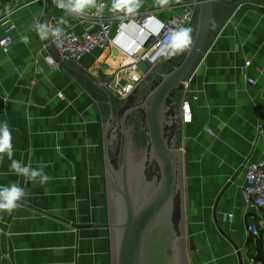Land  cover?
<instances>
[{
    "label": "crops",
    "instance_id": "0c3cea01",
    "mask_svg": "<svg viewBox=\"0 0 264 264\" xmlns=\"http://www.w3.org/2000/svg\"><path fill=\"white\" fill-rule=\"evenodd\" d=\"M26 1L0 21V37L13 24L11 44L5 52L0 48V121L12 128L11 159L33 167L43 163L53 179L45 185L28 181L9 173L6 155L0 160V183H19L27 193L20 207L0 212V264H112L103 117L83 76L103 84L122 75L139 14L154 0H143L133 16L124 14L123 25L135 24L79 63L61 60L50 39L40 40L32 29L34 17L54 25L64 11L53 0ZM98 2L105 19L113 20L111 0ZM92 10L69 15L67 30L82 31L80 18ZM179 11L178 2L170 0L155 16L165 21ZM22 35L30 43H23ZM186 79L181 92L189 98L192 119L180 122L177 141L184 151L189 263L260 264L258 238L248 235L247 227L259 224L264 213L245 205L241 189L244 162L257 160L264 148L257 134L264 122V0L214 2L207 40ZM205 125L215 135L206 133Z\"/></svg>",
    "mask_w": 264,
    "mask_h": 264
},
{
    "label": "water",
    "instance_id": "95a60500",
    "mask_svg": "<svg viewBox=\"0 0 264 264\" xmlns=\"http://www.w3.org/2000/svg\"><path fill=\"white\" fill-rule=\"evenodd\" d=\"M215 1L198 0L191 49L155 76L153 66L126 97L118 98L88 74L83 76L103 117L112 264H190L175 94L199 59Z\"/></svg>",
    "mask_w": 264,
    "mask_h": 264
},
{
    "label": "built area",
    "instance_id": "2783aa9c",
    "mask_svg": "<svg viewBox=\"0 0 264 264\" xmlns=\"http://www.w3.org/2000/svg\"><path fill=\"white\" fill-rule=\"evenodd\" d=\"M37 1V0H32ZM177 2V0H174ZM26 0H0V21L5 20L15 10L22 5L27 4ZM102 7V2H98ZM179 12H173L168 20H158L155 11L160 8L156 0L149 4V7L140 12L137 19V29L133 36V48L131 53L123 59L120 67L121 76L115 73L111 81H105L103 85L109 89L118 98L126 97L139 83L143 77L156 66L163 57L159 55L161 41L164 39L167 27L173 26L174 22L182 23L191 27L197 10V2H181L179 0ZM124 13H115L113 20H106L103 13H97L92 10L88 17L80 18L84 29L80 32L66 31V35L60 42H55L50 38L49 42L63 61H72L79 63L86 54L105 47L117 35L123 31ZM157 22L155 29L153 24ZM13 24L9 23L4 27V33L0 37V48L3 52L7 51L12 42L11 30ZM250 60L244 62L248 66ZM54 65H56L54 63ZM247 81L254 83L253 78H247ZM188 80L185 79L183 90L187 89ZM57 96H61L58 93ZM180 102L181 123H189L192 119V110L189 98L184 92ZM257 134L264 140V122L258 124ZM181 148V147H180ZM183 149V148H182ZM244 183L241 193L246 206L260 210L264 213V148L257 160H246L243 164ZM0 186H6L0 183ZM229 214V213H228ZM231 214V213H230ZM232 220V214L225 216ZM248 235L254 238L264 240V218L259 224H252L247 227ZM4 233L0 227V236ZM0 256H4L0 250ZM33 264V263H28Z\"/></svg>",
    "mask_w": 264,
    "mask_h": 264
},
{
    "label": "clouds",
    "instance_id": "9594fccd",
    "mask_svg": "<svg viewBox=\"0 0 264 264\" xmlns=\"http://www.w3.org/2000/svg\"><path fill=\"white\" fill-rule=\"evenodd\" d=\"M53 3L65 13V15L56 20L54 25L41 23L38 17L33 18L32 29L42 41L51 38L55 42H60L70 26L69 15H83L89 9H95L97 13L103 12L98 0H53ZM142 3L143 0H111L109 10L112 13H124L126 16H133L142 6ZM169 3L170 0H156V4L161 8ZM134 24L135 21L132 20L129 21V24L122 25V27L127 29ZM192 32L193 29L191 27L174 22L173 26L167 27L164 39L160 42L159 55L169 59L190 50L194 44ZM20 39L25 44L30 43V37L27 35H22ZM204 131L209 135H215L207 125H205ZM5 155L11 160L9 165L10 174L24 177L28 181L37 182L40 185H45L53 179L44 171L46 165L43 163L33 167L32 164H25L22 160L11 159L13 156V135L12 128L7 120L0 121V160ZM26 194L25 189L16 182L9 183L7 186H0V212L10 214L13 210L20 207L19 202L23 200ZM225 215L230 216L231 214Z\"/></svg>",
    "mask_w": 264,
    "mask_h": 264
},
{
    "label": "rangeland",
    "instance_id": "374dc122",
    "mask_svg": "<svg viewBox=\"0 0 264 264\" xmlns=\"http://www.w3.org/2000/svg\"><path fill=\"white\" fill-rule=\"evenodd\" d=\"M191 28L193 29V32H192V35H194V31H195V24H193L191 26ZM186 52V51H185ZM184 52V53H185ZM184 53L180 54V55H177V56H174L172 58H169V59H165L163 58L155 67L154 71L152 72V75H157L159 74L160 72L164 71L166 68L172 66ZM176 96V99H177V103L176 105L174 106V108L176 109L179 105V102H181V99H182V92L180 93H177L175 94ZM177 138L179 139V134L177 135ZM186 214V213H185ZM185 230L187 231V225H186V215H185Z\"/></svg>",
    "mask_w": 264,
    "mask_h": 264
},
{
    "label": "trees",
    "instance_id": "16d2710c",
    "mask_svg": "<svg viewBox=\"0 0 264 264\" xmlns=\"http://www.w3.org/2000/svg\"><path fill=\"white\" fill-rule=\"evenodd\" d=\"M259 250L255 256V260L259 261L260 264H264V243L262 244V239L258 238Z\"/></svg>",
    "mask_w": 264,
    "mask_h": 264
}]
</instances>
